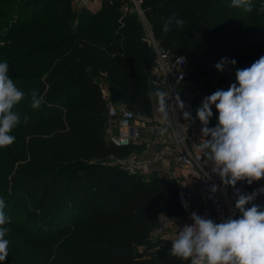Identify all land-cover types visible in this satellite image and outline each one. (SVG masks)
<instances>
[{
	"label": "trees",
	"instance_id": "1",
	"mask_svg": "<svg viewBox=\"0 0 264 264\" xmlns=\"http://www.w3.org/2000/svg\"><path fill=\"white\" fill-rule=\"evenodd\" d=\"M72 2L0 0V10L14 8L8 18L17 32L16 49L26 58L22 73L28 78L27 90L36 89L45 101L27 112L17 106L22 117L29 116L24 137H31V151L17 154L16 161H29L31 171L20 170L23 177L16 178L15 185L46 215L50 238L62 241L53 252L59 263L189 264L169 255L171 245L152 238L161 213H182L177 182L161 176L145 181L108 163L129 151L106 139L107 101L94 77L119 89L136 114H151L143 23L137 14L123 13L125 0H103L98 13L84 9L74 32L67 34L75 18ZM58 6L62 14L48 15ZM141 9L154 38L174 53L190 54L194 73L208 77L216 90H227L237 69L260 58L256 52L264 41L262 26L221 38L216 17L239 10L231 0H142ZM173 15L183 19L184 26L173 23L165 34L162 26ZM50 19L56 23L48 24ZM223 57L236 64L218 72L214 65ZM217 117L213 107L208 127L217 124ZM261 187L264 179L236 185L246 193ZM227 189L234 197V189ZM253 203L264 210V194Z\"/></svg>",
	"mask_w": 264,
	"mask_h": 264
},
{
	"label": "clouds",
	"instance_id": "2",
	"mask_svg": "<svg viewBox=\"0 0 264 264\" xmlns=\"http://www.w3.org/2000/svg\"><path fill=\"white\" fill-rule=\"evenodd\" d=\"M231 6L245 13L253 11L252 0H231ZM259 11L264 12V4ZM173 23L176 28L184 26V20L173 15L165 20L162 31L170 32ZM230 64L234 66L236 60L223 57L214 67L224 72ZM26 95L30 97L31 108L39 109L43 100L38 91L32 89L26 94L10 77L8 62H0V148L14 144V130L22 122L28 123L29 116L22 117L17 110ZM155 95L164 120L169 117L170 106L173 111H182L184 120H193L191 113L184 110L186 106L179 95L172 103L166 91H157ZM213 107L218 113L217 124L208 127ZM195 119L202 126L201 137L206 138L199 148L222 185L234 189V207L240 215L216 222L193 211L189 217L192 223L180 228L171 242L169 255L189 264H264V210L253 203L258 195L264 194V187L251 193L236 188L241 181L251 185L264 179V56L249 67L237 69L235 82L227 90L217 89L205 96L196 109ZM165 132V128L160 129L161 135ZM218 190L219 186L212 184L210 193L215 195ZM250 204L251 207H246ZM5 207V200L0 198V264L7 261L11 244L7 226L11 218ZM184 207H188L186 202Z\"/></svg>",
	"mask_w": 264,
	"mask_h": 264
},
{
	"label": "built area",
	"instance_id": "3",
	"mask_svg": "<svg viewBox=\"0 0 264 264\" xmlns=\"http://www.w3.org/2000/svg\"><path fill=\"white\" fill-rule=\"evenodd\" d=\"M81 1L88 3L93 0ZM127 1L135 5L136 14L147 34L146 41L150 43L156 60V66L147 71L152 112L138 115L122 103L112 104L107 88L103 91L107 101L105 136L109 143L129 151L124 157H112L121 170L145 181H150L156 172L158 176L177 182V200L182 213H161L152 234L153 239L161 238L171 245L180 228L192 223L189 217L193 211L216 222L230 215L237 218L239 211L234 207L235 198L229 195L219 176L211 172V164L199 148L206 138L201 137L202 126L195 119L196 109L205 96L214 92V83L208 77L194 73L195 66L187 56L164 48L154 38L152 26L141 9L142 0ZM157 91L168 92L172 98L170 103L179 95L186 106L184 110L191 113L193 120H184L183 112L179 109L173 111L171 106L169 117L164 120L158 111ZM161 128L166 129L163 135ZM179 170L188 172L186 177L178 178ZM193 183L199 186L197 190ZM212 184L219 186L215 195L210 193ZM185 202L187 208L184 207Z\"/></svg>",
	"mask_w": 264,
	"mask_h": 264
},
{
	"label": "rangeland",
	"instance_id": "4",
	"mask_svg": "<svg viewBox=\"0 0 264 264\" xmlns=\"http://www.w3.org/2000/svg\"><path fill=\"white\" fill-rule=\"evenodd\" d=\"M102 2L103 0H93L84 3L81 0H73L71 10L75 18L66 28L67 34L74 32L77 17L84 9H88L93 14L98 13L101 9ZM252 2L253 11L251 13H245L239 9L226 17L220 15L216 17L218 28L223 32L221 38H232L246 34L252 27L262 26L264 28V12L259 11L260 6L264 4V0H252ZM126 8L129 9L128 12ZM13 9L12 7H4L0 10V62H8L10 77L27 94L30 92V90H27L29 89L27 85L28 78L22 73L26 58H24V53L16 49L13 39L17 32L11 30V21H9L13 15ZM51 13L62 14V9L58 6L52 12H49L48 15ZM123 13L125 15H136L134 3L125 0ZM249 15H251V18L248 19ZM31 18L29 17L28 21ZM55 21V19H50L48 24L52 23L51 25H53L56 23ZM146 38L147 34L145 31V41ZM12 40L13 42H11ZM184 54H186L189 60L192 59L190 54ZM261 56H264V41L260 42L259 49L256 52V57ZM94 79L101 88L105 87L106 81L104 78L97 76ZM214 91H216V88ZM41 98L43 100L44 96H41ZM29 99L30 97L26 95L18 107L25 112L29 111L31 106H26V103H30L28 101ZM28 129L29 125L22 122L14 130L16 141L17 139H21V142L16 145L15 141L9 147L0 148V198L5 200L6 207L4 211L11 218V223L7 225L10 229L8 236L11 241L10 251L9 257L4 264H63L59 263L57 259H54L53 255V252L62 241L59 238H50V235L45 229L46 215L43 211L36 210L32 200L26 198L24 192L20 191V188H17L14 182L16 178L23 177L20 170L25 169L28 173L31 171L29 161L22 163L16 161L19 153H23L24 151H28L29 153L31 151V146L29 145L31 137H24ZM42 139L45 141L48 140L45 136ZM108 163L115 164V159H110ZM186 174L185 171L179 170L178 178H184ZM153 241H162V239L155 238ZM65 263L75 264L72 262Z\"/></svg>",
	"mask_w": 264,
	"mask_h": 264
},
{
	"label": "water",
	"instance_id": "5",
	"mask_svg": "<svg viewBox=\"0 0 264 264\" xmlns=\"http://www.w3.org/2000/svg\"><path fill=\"white\" fill-rule=\"evenodd\" d=\"M143 66L145 71H148L156 66V60L153 52L151 51L150 43L148 41H145L143 44ZM108 91L110 93L112 104L124 102V95L119 89L109 86ZM153 177L160 176H158V174L154 172Z\"/></svg>",
	"mask_w": 264,
	"mask_h": 264
},
{
	"label": "crops",
	"instance_id": "6",
	"mask_svg": "<svg viewBox=\"0 0 264 264\" xmlns=\"http://www.w3.org/2000/svg\"><path fill=\"white\" fill-rule=\"evenodd\" d=\"M109 87V85L105 82V87H103L102 88V90L103 91H106L107 90V88ZM123 105H125V103L124 102H121ZM188 173V172H187ZM185 174H186V172H185ZM194 184V188L197 190L198 189V185H197V183H193Z\"/></svg>",
	"mask_w": 264,
	"mask_h": 264
}]
</instances>
